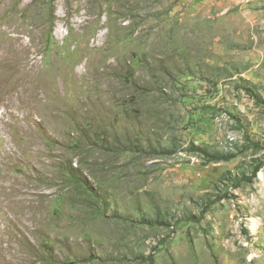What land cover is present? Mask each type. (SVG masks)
<instances>
[{"label": "rangeland", "instance_id": "rangeland-1", "mask_svg": "<svg viewBox=\"0 0 264 264\" xmlns=\"http://www.w3.org/2000/svg\"><path fill=\"white\" fill-rule=\"evenodd\" d=\"M0 264H264V0H0Z\"/></svg>", "mask_w": 264, "mask_h": 264}, {"label": "trees", "instance_id": "trees-1", "mask_svg": "<svg viewBox=\"0 0 264 264\" xmlns=\"http://www.w3.org/2000/svg\"><path fill=\"white\" fill-rule=\"evenodd\" d=\"M196 150H199L201 152H203L205 155H208L212 161H221V160H228L230 159L231 157L228 156V155H225V154H216V155H211L208 153V151L205 149V148H202V147H199V146H196ZM261 167L257 168L252 175H247V176H243L241 177L239 180H237L235 183H234V187L237 188L239 186H241L243 183L245 182H252L254 177L258 174L259 170H260ZM220 199L222 198H218V199H215V200H212V202H210L208 205H206V207L204 208V210L202 211L201 215L199 217L193 215V216H190L189 219L190 220H193V221H200L206 211L214 204L216 203L217 201H219Z\"/></svg>", "mask_w": 264, "mask_h": 264}]
</instances>
